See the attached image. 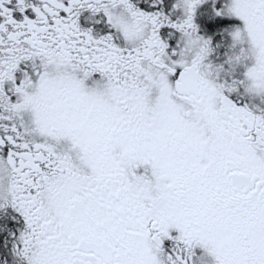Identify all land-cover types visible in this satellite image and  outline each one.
I'll return each instance as SVG.
<instances>
[{
    "label": "snow or ice",
    "instance_id": "obj_1",
    "mask_svg": "<svg viewBox=\"0 0 264 264\" xmlns=\"http://www.w3.org/2000/svg\"><path fill=\"white\" fill-rule=\"evenodd\" d=\"M0 264H264V0H0Z\"/></svg>",
    "mask_w": 264,
    "mask_h": 264
}]
</instances>
